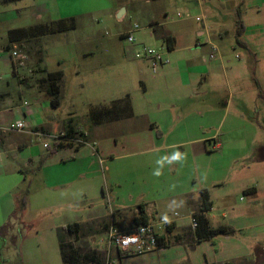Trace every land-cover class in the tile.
Segmentation results:
<instances>
[{
  "label": "rangeland",
  "instance_id": "obj_1",
  "mask_svg": "<svg viewBox=\"0 0 264 264\" xmlns=\"http://www.w3.org/2000/svg\"><path fill=\"white\" fill-rule=\"evenodd\" d=\"M212 1L213 7H209L208 4ZM232 1L237 0H230L223 5L219 0H210V2L202 0L206 13L203 16L212 20V25L217 22H223L227 26L231 23L234 25L235 13ZM193 2L194 0H21L18 3L0 5V10L2 9L0 12V41L6 40L7 28L34 22L35 19L30 18L32 12L40 14L39 21L70 16L75 18L76 28L71 31L46 34L17 46L19 51L27 53L25 65L18 71V76L20 80L28 84H36L38 89L44 91L47 70L42 65L43 62H36V55H41L43 61L46 58V64L50 68H54L57 61L61 62L60 68L64 71V77L63 84L62 81L60 82V92L63 86V94L61 92L60 104L50 109L55 120L48 121V125L55 130L54 134L57 132L59 135L64 131L58 132L62 120L72 113V119L77 121L72 124L74 130L85 131L90 124L84 117L85 114L89 112L91 106H98L90 105L89 107V104L108 103L110 98L122 89L117 84L126 83V88L132 94L138 92L141 95L142 93V88L133 76L137 69V62L141 59L132 57L133 45L129 44L120 34L132 24L137 23L140 29L134 33L136 43L159 49L163 53L165 51L166 54L167 51L161 48V39L151 34L150 25L154 24L152 23L154 21L159 23L167 20L179 21L176 24L182 23L183 19H179L176 13L189 12L194 15ZM14 4L24 9L18 12ZM121 8H124L125 13L118 18L117 12ZM244 8L245 4L240 10L243 11ZM243 20L245 24L252 27H249L245 33L242 31L239 35H234L232 30L229 31L228 36L223 40L225 51L221 52L226 62L225 71L218 72L204 82L203 90L207 91L204 99L213 103L218 102L219 99L223 111L226 109V113H223L226 115H223L222 135L225 134L224 130L229 120L237 116L239 112L249 114L254 124L262 125V129L256 130V135L252 139H245L236 133H249L250 129L248 126L243 127L242 122L234 119L233 124H238V128L224 135L227 145L235 148L244 146L248 149V153L245 156L229 159L226 178L219 185L212 187L213 209L207 215L213 224L227 220L230 214L237 210L243 211L250 208L239 184L241 179L251 177L254 172L247 170V165L253 169L252 165L256 164V185L264 186V177L258 178L259 175L264 174V148L260 150L258 148L264 145V6L247 12ZM184 22L198 24L193 19H187ZM241 22L243 23L242 20ZM235 38H238L239 42L235 41ZM192 40V50L189 49L188 44L183 43L176 47V53L182 57L184 53L196 54L195 49H198L200 45H195L194 35ZM240 42L246 45L243 46ZM83 50L93 52L84 62L78 57ZM193 57L196 58L195 55ZM91 61H97L100 64L103 62V64L100 68L89 70L88 73H82L79 76L73 73L77 64L82 63L85 67ZM4 70L1 65V78L7 74V78L11 79L9 69ZM131 71L134 73L132 74ZM145 71H147L146 78L150 79L153 74L150 68L148 67ZM119 80H121L120 83ZM114 86L116 89H111ZM253 88L256 89V105L247 92ZM16 90L12 89V98L15 101L17 100ZM22 91H24L23 88ZM241 94L242 97H239ZM23 98L27 101L31 100L28 92ZM105 132L107 133L106 128ZM111 133H108L111 134L109 137H98L100 141L113 142V138H117L116 141L119 142L120 138L129 134L120 126H117ZM93 135L92 138L97 137L95 132ZM44 143L47 146H43ZM29 145L28 151L33 159L32 165L28 168L30 171L25 172V176L19 175L17 178L19 183L15 187H13V177L0 178V206L8 207L11 204L9 211L7 209L5 213L4 224L2 228L0 227V236L6 233L4 238L7 239L10 235L13 240L10 246L6 245L1 250L0 255L5 264H62L55 238L56 228L64 226L67 222L83 221L89 214L98 213L102 209L107 214L106 216L87 221L84 223L87 225L84 230L76 236H69L67 240L78 246L82 252L96 251L105 264H194L204 262L206 251L213 252L208 244H201L195 249L188 245L173 244L147 254H128L119 260L116 257L118 254L116 249L108 250L104 241L101 242V240L105 239L111 226L121 230L135 226L132 223V217L137 212L130 209L113 210L115 204L110 193L112 188L106 177L113 171H123L124 167L131 163L141 164L140 161L145 155H122L111 162L106 159L103 164L98 163V158L94 157V163L90 164L91 158L89 157L77 156L76 160H71L70 152L73 153V150L69 148L67 149L70 152L58 150L51 153L53 139L49 135L33 137ZM117 146L115 152L120 155L125 150H120L119 147L122 145ZM254 149L256 159L249 154V151ZM61 157L66 158V163L60 164ZM25 160L27 159L20 162L24 163ZM106 164L110 165L111 171H106L104 168ZM119 175L118 177L123 179L121 187L117 188L116 192L122 196V199L129 200L127 194L131 191L129 188L132 187L133 179H126L123 174ZM100 185L107 193L108 203L106 205L101 201ZM84 191L86 194H83ZM240 196L245 197V201H239ZM261 207H264V197L259 198L254 205V211L264 215L260 211ZM167 208L170 210L165 215L167 218L180 219L182 217L180 207L168 205ZM174 210L178 213L177 217L173 215ZM112 213H114V222ZM258 220L264 222V219L256 217V224H260L257 223ZM1 222H3L2 218H0V224ZM256 227L260 231L264 225ZM188 229L192 230V227L189 226ZM173 232L171 238L179 234L176 231L177 234ZM236 239L239 238L236 237ZM112 256L116 259L114 263ZM257 263H264V249L258 250L254 264ZM0 264L3 262L0 261Z\"/></svg>",
  "mask_w": 264,
  "mask_h": 264
},
{
  "label": "crops",
  "instance_id": "obj_2",
  "mask_svg": "<svg viewBox=\"0 0 264 264\" xmlns=\"http://www.w3.org/2000/svg\"><path fill=\"white\" fill-rule=\"evenodd\" d=\"M19 1L12 3H18ZM219 1L222 5L230 2V0ZM8 4L10 3L0 5ZM231 4L235 13L234 25L231 23L227 26L223 22H217L215 25H212V20L204 16L203 21H195L198 22L195 25L190 22H184L187 19H183L180 24H176L179 21L175 20H167L166 22L159 23L156 21L152 22L154 24L150 25V31H152L153 27H161L163 33L172 36L174 39L173 49L171 51H168L165 43L160 41L161 48L167 51L164 56L169 59V62L161 66L156 73L151 74L150 79H147L145 76L147 75L145 74L147 73L145 70L149 67L148 62L145 60H139L137 62L135 73L131 72L132 74L134 73L133 76H135L136 81L142 88L141 95L138 92L132 94L126 88V83L123 85L117 84L122 89L114 97H111L108 103L99 102L89 104V107L90 105H109L112 100L128 95L133 115L95 124L88 120L89 116L86 113L84 117L87 118V122L91 125L89 124L88 129H85V144L72 145L71 147L66 146L59 149L63 150V152L72 149L73 153L68 152H70V158L73 161L76 160L77 156L82 158L89 157L91 158L90 164L94 163V157L98 158V163L103 164L106 159L109 160L108 162H111L122 155H145L142 158L143 160L140 161L141 164L131 163L128 166L126 165L123 171H113L111 175L106 177V180L109 181V185L112 188L110 189V193L113 199H111L115 204L113 210L125 211L130 209L137 211V206L142 204L145 213L152 210L156 215L165 216L170 212L167 208L168 205L181 208L182 217L180 219H174L172 229L165 239L168 244L166 247L176 244L174 243V236L171 238L174 230L179 234L188 230L190 215L193 212L192 209H196L199 203L200 190L207 189L212 202L211 209H213L212 187L219 185L226 178L227 162L233 157L247 155L248 149L246 147L235 148L232 145H227L226 138H224L230 130L238 128V124H233L234 119L242 122L243 127L248 126L250 129L249 133H236L245 139H252L256 135V130L259 131L262 129V125L258 123L254 124V120L253 118H249V114L239 112L237 116H233L229 120L224 130L225 136L222 135L223 115H226L223 113H226V109L223 111L219 99L215 103L204 99L207 93L206 90H203V87H205L204 82L210 77L215 76L218 72L225 71L226 62L224 61V56L221 54L226 48L223 40L228 36L230 30L234 31V35H236L238 21L239 24L241 20L243 21V23L241 22L243 25L239 26L243 28L244 33L249 27H252L251 25L245 24L243 18L247 15V12L253 9L256 10L259 6H264V0H237L232 1ZM244 4L245 8L242 11L240 9ZM14 6L17 11L19 10L18 12L24 9V7L17 4H14ZM193 6L194 15L206 14L202 0H194ZM208 6L213 7V1ZM242 13L243 16H241ZM31 17L35 19L34 22L19 27H27L36 22H45L39 21L41 17L39 13L32 12ZM65 18L69 19L74 17L70 16ZM213 27L215 28L213 29ZM193 35L196 37L195 45H200L198 49H195L197 53L191 52L189 55L184 53L183 57L179 56L175 51L176 47L184 43L188 44L189 49L192 50ZM240 43L243 46L246 45L244 42ZM7 45L6 37L5 41H0V66L2 65L4 67V71L7 68L9 69L11 79L7 78V74H4V78L0 76V178L6 179L10 176L13 177V187H15L19 183V179L17 180L19 175L25 176V172L30 171L28 168L33 162L30 151H28L30 140L36 136H57V132L54 134L55 130H52L48 125V121L55 120L54 115L50 113L52 107L49 103V97L43 90L38 89L36 84H28L20 80L16 74L14 75L9 51L15 45L10 49H7ZM213 45L217 46L220 52L218 50L215 57L210 58L209 55L212 52ZM132 48L133 50L135 49L134 46ZM91 54H93L91 50H83L78 57L84 62ZM194 55L196 58L193 57ZM46 62L45 58L42 65L47 71L60 70L62 72L61 81L63 84L64 71L60 68L61 62L57 61L54 68H50ZM102 64L97 61H91L84 67L80 63V65L77 64L73 69V73L79 76L89 70L100 68ZM129 70L131 69L129 68ZM123 77L125 78V76ZM22 88L24 91H22ZM12 89H17L16 101L12 98ZM111 89H116V86ZM27 92L31 96V100L29 101L23 98ZM61 92L63 94V86L61 87ZM247 92H249L248 94L251 95L256 105V89H249ZM239 97H242V94ZM24 102L27 104H23ZM71 114L69 113L68 117L62 120V125L58 132L64 130L65 125L69 122L71 125L77 123L76 120L72 119ZM18 119H24L28 123V128L24 131H8L5 129L7 123ZM138 121L141 122L136 123ZM117 126L123 127L129 134L120 138L119 142L116 141L117 138H113V142L110 140L100 141L98 136H111V131L116 129ZM105 128L107 133L105 132ZM93 132L96 133L97 137L92 138ZM119 144L122 145L119 147L120 150H125L120 155L115 152ZM213 145L216 149L212 148ZM258 148L260 150L264 148V145ZM255 149L249 151V154L252 158L256 159ZM81 154L84 156H80ZM23 159L27 160L21 163L20 161ZM62 163H66V158L61 157L60 164ZM252 166H254L253 169L249 165L246 166L247 170L254 171L252 176L239 181L242 191L245 193L246 199L250 204V208L243 211L237 210L235 213L230 214L229 218H227L228 221H217L216 224H213L207 215L211 209L204 213L211 226H227L230 228V234L216 235L202 241H188L184 239L182 243H178L191 246L193 247L192 249H195L201 244H208L210 250H213V252L206 251L204 254V262L194 264H219L224 262H230L232 264H254L258 250L264 249V227L260 231L256 229V226L264 225L262 220H258L257 223L260 224H256V217L264 219V215L257 214L254 211L256 202L259 201V198L264 197V186L256 185V164ZM104 168L107 172L111 171L109 164H106ZM119 174H123L126 179H133L132 187L129 188L131 191L127 194L129 200L122 199V196L116 192V189L121 187L123 179L122 177H118L120 176ZM260 177H264V174L258 176L259 179ZM63 184L66 185L65 183ZM83 194H86V192L84 191ZM100 197L102 203L106 205L108 203L107 193L101 185ZM244 198L240 196L238 200L245 201ZM10 207L11 204L8 207L0 206V218L3 219L0 227L4 224L5 213L7 209L9 211ZM260 211L264 214V207H261ZM173 212L176 211L174 210ZM106 215L102 209L98 213L89 214L83 221L71 222L84 224L87 221ZM175 231L173 233H176ZM1 235L0 253L6 245L10 246L13 243L10 235L7 239L4 238L6 233ZM236 237L239 239H236ZM55 238L60 256L56 230ZM166 247L162 246L159 249L142 254L151 253ZM116 251L118 252L116 257L119 260L128 254H135ZM111 259L114 263L115 258L112 256ZM0 261L5 264L1 255Z\"/></svg>",
  "mask_w": 264,
  "mask_h": 264
},
{
  "label": "trees",
  "instance_id": "obj_3",
  "mask_svg": "<svg viewBox=\"0 0 264 264\" xmlns=\"http://www.w3.org/2000/svg\"><path fill=\"white\" fill-rule=\"evenodd\" d=\"M19 0H0V4L12 3ZM243 24L238 21V28L236 35H239L243 28L240 27ZM76 26L74 18H59L56 20H50L45 22H38L27 27H14L7 30V49H10L13 45L19 47L22 42L30 41L31 39L39 38L46 34H54L66 32L68 30L74 29ZM240 27V28H239ZM152 34L160 38L163 43H165L166 49L171 51L173 49L174 39L172 36L162 32L161 27H153ZM239 42V39L236 38ZM18 49V48H17ZM25 53V51L23 52ZM27 55V53H25ZM36 62L42 63L43 57L41 55H36ZM14 73V71H13ZM15 75V73H14ZM62 79V72L60 70L47 71L46 72V85L44 87V92L49 97V103L52 108L57 107L60 104L61 92H60V82ZM133 115L130 99L128 95L116 98L110 102L109 105H98L91 106L88 116L89 121L92 123H100L111 120H118L125 117H130ZM71 121V120H69ZM65 137H73L74 127L71 123L65 125ZM72 146V143L67 141H59L53 143V150L57 151L63 147ZM212 207V202L209 198L207 189H201L199 195V203L196 209L193 211V217L196 221V227L194 229H188L183 231L181 234L174 236V243H182L184 239L188 241H202L209 239L216 235H226L230 234V228L224 225L211 226L204 213L210 210ZM138 211L132 217V223L134 225L146 223L148 221L147 216L144 213V208L142 204L137 206ZM112 221L114 222V213H112ZM87 225L81 224L79 222L67 223L64 226L56 228V237L58 241L60 256L63 264H105L104 260L101 259L96 251L92 252H82V250L76 246L74 243L67 240L69 236L78 235ZM169 231L172 229L170 226ZM190 236V237H189ZM164 247L168 246L167 242L164 243ZM208 264V263H204ZM219 264H232L230 262H224ZM258 264V263H257Z\"/></svg>",
  "mask_w": 264,
  "mask_h": 264
},
{
  "label": "built area",
  "instance_id": "obj_4",
  "mask_svg": "<svg viewBox=\"0 0 264 264\" xmlns=\"http://www.w3.org/2000/svg\"><path fill=\"white\" fill-rule=\"evenodd\" d=\"M176 16L179 19H194L198 22L203 21V15H191L189 12H177ZM139 29L140 26L137 23H134L127 30L121 33L120 36L135 47L132 53L133 58L147 61L151 72L156 73L161 66L169 62V59L165 57V53L159 49H154L150 46L136 43L134 33ZM216 53H218V48L213 45L212 52L209 57L214 58ZM9 55L12 62V69L18 76V71L25 65L27 55L19 51L16 46H13L10 49ZM23 104L27 103L24 102ZM27 128L28 123L24 119L10 121L5 126V129L8 131H24ZM85 136V131L74 130L73 137H65L64 131L57 136L51 137L53 139V143L59 141H69L72 145H81L86 142L84 139ZM43 146H47V144L44 143ZM213 148L216 149L214 145ZM145 215L148 218L146 223L137 224L129 229L121 230L111 226L105 239L101 240V242L104 241V245L108 250L115 248L122 253L131 252L135 254H142L159 249L166 242L165 239L170 232L168 228L174 224L175 218H167L166 216L156 215L152 212V210L147 211ZM173 215L177 217L178 213L173 212ZM189 226L192 227V229L196 227L193 212H191L190 215Z\"/></svg>",
  "mask_w": 264,
  "mask_h": 264
},
{
  "label": "water",
  "instance_id": "obj_5",
  "mask_svg": "<svg viewBox=\"0 0 264 264\" xmlns=\"http://www.w3.org/2000/svg\"><path fill=\"white\" fill-rule=\"evenodd\" d=\"M124 14V8H121L118 12H117V17H121ZM259 264H264V263H259Z\"/></svg>",
  "mask_w": 264,
  "mask_h": 264
}]
</instances>
